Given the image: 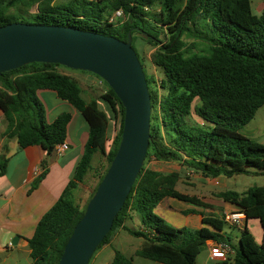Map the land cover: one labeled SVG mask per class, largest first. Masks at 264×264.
Returning <instances> with one entry per match:
<instances>
[{
    "label": "trees",
    "instance_id": "16d2710c",
    "mask_svg": "<svg viewBox=\"0 0 264 264\" xmlns=\"http://www.w3.org/2000/svg\"><path fill=\"white\" fill-rule=\"evenodd\" d=\"M117 11L123 15L111 20ZM27 19L124 41L132 29L133 47L140 39L157 48L151 62L164 74L159 86L165 93L154 78L147 77L152 115L145 164L97 250L111 244L119 230L144 239L137 256L163 264H196L209 241L233 249L231 237L223 234L225 219L203 216L204 225L199 229L176 228L156 213L166 198L205 209L212 205L178 190V172L156 170L146 161H177L206 178L264 175V145L241 132L264 105V7L257 15L252 0H0V26ZM136 27L151 37L138 36ZM164 32L167 38L162 40ZM185 38L193 41L188 43ZM60 66L35 62L0 74V109L8 121L4 137L16 138L20 148L39 145L51 154L66 140L72 115L61 113L48 121L39 90L56 92L89 124V138L72 179L28 239L30 264L59 263L117 153L123 130L125 108L107 84L101 98L109 104L115 120L120 119L119 131L108 146L111 117L97 100L86 101L78 80L60 72ZM195 116L204 124L192 120ZM8 161L0 154V177ZM90 173L98 181L81 208L75 193ZM219 197L244 212L246 219L258 217L263 229L261 246L247 227L242 230L231 264H264V185L243 193L227 190ZM110 264L135 263L116 250Z\"/></svg>",
    "mask_w": 264,
    "mask_h": 264
},
{
    "label": "water",
    "instance_id": "95a60500",
    "mask_svg": "<svg viewBox=\"0 0 264 264\" xmlns=\"http://www.w3.org/2000/svg\"><path fill=\"white\" fill-rule=\"evenodd\" d=\"M127 40L68 26L13 22L0 26V74L41 62L93 73L117 94L124 108L121 141L107 173L89 200L58 264H89L111 231L145 164L151 141L152 103L147 77ZM137 35L151 37L139 27ZM19 236L14 237L16 245Z\"/></svg>",
    "mask_w": 264,
    "mask_h": 264
},
{
    "label": "crops",
    "instance_id": "0c3cea01",
    "mask_svg": "<svg viewBox=\"0 0 264 264\" xmlns=\"http://www.w3.org/2000/svg\"><path fill=\"white\" fill-rule=\"evenodd\" d=\"M58 69L60 72L78 80L82 89V96L86 101L97 100L101 108L109 116L111 115L109 104L101 98V95L107 91V86H98L97 80L92 79V75L89 82H86L84 76L78 72ZM37 94L44 104L48 121L55 120L61 113L72 115L65 140L69 147L62 154L57 152L48 154L39 145L20 148L16 138L8 139L4 137V133L8 129V121L4 116V112L0 109V154H5L9 159L6 172L0 177V255L7 254L4 260L8 259V255L17 249H25L26 251L29 249L30 253L28 239L33 236L42 216L60 198L72 179L89 138L88 122L72 105L59 98L57 93L52 90H39ZM44 161L46 165L43 167L42 162ZM33 186L36 187L33 189ZM204 201L212 207L206 209L196 206L191 207L188 204L184 205V202L180 204L177 199L166 198L160 202L157 208L162 210L160 215L163 218H169V222H173L179 227L186 226L191 229H199L204 225L203 216L214 217L213 214L220 213L221 217L224 218L225 214L238 211L235 205L224 200L219 199V201L213 202L206 198ZM165 207L170 211L163 212ZM249 223L250 218H247L244 222L235 225L238 227L236 236H230L231 233L223 231L225 236L232 238L229 242L233 249L227 247L229 250L227 262L215 260L211 257V248L216 242L209 241L204 264H231L234 246L240 240L241 233L239 232H242L245 227L251 233L253 232L249 228ZM16 236H19L20 239L16 245H13L12 241ZM254 239L257 245H262L263 229L261 238L256 239L254 236ZM151 264L163 263L153 261ZM196 264H198V259Z\"/></svg>",
    "mask_w": 264,
    "mask_h": 264
},
{
    "label": "rangeland",
    "instance_id": "374dc122",
    "mask_svg": "<svg viewBox=\"0 0 264 264\" xmlns=\"http://www.w3.org/2000/svg\"><path fill=\"white\" fill-rule=\"evenodd\" d=\"M67 0H57L58 3L65 2ZM253 2V10L254 13L257 15H260L261 9L264 7V0H252ZM32 13H35V9L32 10ZM23 23L28 24H36V21L34 19H27ZM162 40H165L167 38V33L164 32L161 36ZM186 42L193 41L192 38H185ZM135 50L139 56V59L143 65L146 77H152L156 81L155 84L158 87L159 90H161V93L164 94L165 91L160 88L159 84L161 80L164 78V74L162 70L157 67L156 65L152 64L151 60L153 57L154 52L156 51V47H152L149 44H145L142 40H138L134 43ZM197 51V50H196ZM59 68H62L64 70H67L68 72H78L82 74L86 80V82H89V78L91 76V73L80 71V70H74L70 69L66 66H60ZM97 84L98 86H107V83L102 80L100 77L96 76ZM199 100L196 101L198 103ZM111 116V128L113 131V127L119 128L120 126V119L115 120L114 113L112 110L110 111ZM192 120H197L200 122L199 124H204V121L201 118L198 117H192ZM110 132V135L108 137V146L111 145L112 140L114 136L116 135V132ZM241 132L262 143L264 145V105L258 109L256 112V115L254 119L248 123L246 126H244L241 129ZM95 166L99 164V158L97 157L94 160ZM146 165L154 168L156 170H160L162 172H178L180 175V180L178 182L177 189L181 192L190 194V195H197L203 200L206 198L209 201H219L222 200L219 197V193L227 191V190H233L240 193L245 192L248 188L253 186H261L264 185V175H235L231 178L221 176L217 178H206L203 177L200 173H197L190 169L189 167L181 165V163L177 161L173 162H161L156 161L155 159L151 158L150 160L146 161ZM97 179L93 177V173H90L86 179V181L81 184L80 188L76 190V202L81 207L84 208L91 192L93 191L94 187L97 184ZM182 201H180V204ZM187 203H184V205ZM188 206L195 207L191 204H188ZM161 211L159 208L156 209V213L161 216ZM170 209H163V212H168ZM181 215L182 213L178 211ZM207 215V213H206ZM214 217L222 218L220 213L213 214ZM162 217V216H161ZM163 218V217H162ZM168 223L173 225L176 228H179L175 223L169 222V218H163ZM224 219V218H222ZM254 223L255 225H253ZM136 224V223H135ZM130 226H133V223H129ZM137 227V226H136ZM254 227V228H253ZM249 228L252 229V234L255 236L256 239H260L262 236V228L260 226V222L258 217L252 216L250 217V223ZM224 230L228 233H231L230 236H236V232L238 231V227L229 224L226 222L224 224ZM241 233V231L239 232ZM236 238V237H235ZM232 240V238H231ZM144 239L142 237H136L133 235H130L125 230H119L113 237L112 243L108 245H104L100 249H98L89 264H109L114 256L115 251H121L126 255L128 258H133V261L135 264H151L153 261L137 256L136 251L142 246V242ZM237 245V244H235ZM208 248L207 245L204 247L203 251L198 255V264H204L207 256ZM7 254L0 255V264H29L32 262L29 249L26 251L25 249H17L15 251H12L8 255V259L4 260V257Z\"/></svg>",
    "mask_w": 264,
    "mask_h": 264
},
{
    "label": "built area",
    "instance_id": "2783aa9c",
    "mask_svg": "<svg viewBox=\"0 0 264 264\" xmlns=\"http://www.w3.org/2000/svg\"><path fill=\"white\" fill-rule=\"evenodd\" d=\"M123 14L121 11H117L113 17L111 18V20L117 19L119 17H121ZM92 79L96 80V76L92 75ZM120 128V126H119ZM119 128H116L115 126L113 127V131L112 132H116V134L119 131ZM115 137V136H114ZM68 144L66 142L58 144L55 148V152L62 154L64 153L67 149H68ZM224 219L226 222H228L231 225H237L240 224L242 222H244L246 220V215L244 212H231V213H227L224 215ZM228 252L229 250L227 249V247L223 246L222 244H218L216 243L214 246H212L211 248V257L215 260H220V261H226L228 259Z\"/></svg>",
    "mask_w": 264,
    "mask_h": 264
}]
</instances>
